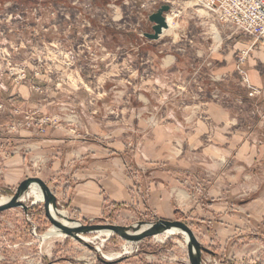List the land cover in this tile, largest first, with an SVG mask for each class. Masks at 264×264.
I'll return each mask as SVG.
<instances>
[{
  "label": "rangeland",
  "instance_id": "1",
  "mask_svg": "<svg viewBox=\"0 0 264 264\" xmlns=\"http://www.w3.org/2000/svg\"><path fill=\"white\" fill-rule=\"evenodd\" d=\"M161 5L170 8L166 16L172 29L150 41L142 35L152 32L148 16ZM161 5L152 0H0V138L36 143L48 128L76 138L90 117L98 130L93 141L110 145L127 135L123 153L131 154L156 125L176 119L193 126L192 118L206 119L202 108L220 106L248 138L258 129L264 139V41L218 23L197 0ZM167 60L174 65L159 69ZM251 72L261 77L262 88L252 85ZM43 144L31 149L22 144L21 150L30 149L26 176L15 185L3 183L0 167V197H11L21 182L35 177L56 197V209L82 225L112 224L128 232L137 222L157 220L121 213L80 222L68 210L62 188L65 171L81 165L53 169L52 154L62 156L64 148L51 151ZM13 146L3 150L5 157L17 153ZM205 198L201 193L195 202ZM51 226L41 202L0 212V264H103L94 249L70 236L43 241ZM193 234L213 250L202 232ZM83 236L92 240L94 234ZM100 239L87 245L95 248ZM132 243L131 254L109 264H189L180 234ZM128 246L114 234L102 251L122 255ZM201 264H264V249L244 250L241 257L204 253Z\"/></svg>",
  "mask_w": 264,
  "mask_h": 264
},
{
  "label": "crops",
  "instance_id": "2",
  "mask_svg": "<svg viewBox=\"0 0 264 264\" xmlns=\"http://www.w3.org/2000/svg\"><path fill=\"white\" fill-rule=\"evenodd\" d=\"M172 65L174 61L167 60L159 69L167 71ZM251 82L262 88L258 74L251 72ZM261 99L264 105V95ZM202 112L206 119L192 118L193 126L190 120L176 119L148 132L144 126L147 134L131 154L123 153L127 135L110 145L93 141L98 130L90 117L87 124H80L76 138L60 128H48L36 143L27 137H1L3 183L13 186L26 176V153L32 144L44 143L58 152L63 147L62 156L52 154V168L81 165L65 171L68 178L62 188L68 210L80 222L121 213L183 220L189 227L187 222L192 223L194 232H202L213 248L211 256L241 257L244 250L264 249V139L258 129L248 138L225 108L204 107ZM12 142L17 153L5 157L3 150ZM23 143L30 149L21 150ZM201 193L205 201L195 202Z\"/></svg>",
  "mask_w": 264,
  "mask_h": 264
},
{
  "label": "water",
  "instance_id": "3",
  "mask_svg": "<svg viewBox=\"0 0 264 264\" xmlns=\"http://www.w3.org/2000/svg\"><path fill=\"white\" fill-rule=\"evenodd\" d=\"M169 6L168 5H161L159 8L156 10V12L150 14L148 16V21L151 24V33H143V37L150 40V41H157L162 33L163 30L168 29V24L166 20V14L169 12ZM32 184H37L39 185L43 191L46 194V199L43 202V207H44V212L46 218L50 221V223L57 228L61 229L63 232H65L68 236L79 240L78 234H86L92 231H97V230H111L113 231L116 235H120L123 238L130 239L131 241L134 242H139L142 241L143 239L150 238L158 233H160L164 229H168L171 227H175L179 229L180 231L185 232V234L188 237V241L186 244V255L188 259L189 264H201L202 261V255L204 253L210 254V251L204 247H202L199 242L197 241L196 237L193 234V231L191 228L185 224L182 221H170V220H164V219H158L155 222L152 223H146V222H137L135 226L133 225L131 228L132 230L143 226V225H148L149 227L147 230L142 232L141 234H137L134 236H128L125 231V228L117 226V225H112V224H85L82 225L80 223V226L76 229H70L66 226H63L57 222H54L49 214V206L52 205L53 208L56 209V197L54 194L50 191L49 187L39 178H27L21 184L17 187L15 193L11 196V200L3 205H0V212H3L5 210H9L12 208H19L20 205L17 200L19 197V193L23 190L31 186ZM25 209V207L23 208ZM86 247H88L91 250H95V248L89 246L86 244ZM97 260L103 264H109L110 261L104 260L101 256L97 257Z\"/></svg>",
  "mask_w": 264,
  "mask_h": 264
},
{
  "label": "bare ground",
  "instance_id": "4",
  "mask_svg": "<svg viewBox=\"0 0 264 264\" xmlns=\"http://www.w3.org/2000/svg\"><path fill=\"white\" fill-rule=\"evenodd\" d=\"M169 17L170 16H166L168 29L163 30L162 35L166 34L167 32L171 31V29H172V19L169 18ZM45 199H46V194L43 191V189L37 184H32L31 186H29L26 189H23L19 193V197H18L17 202L20 205H22V207L20 206L19 208L23 209L24 207L27 208L28 205H34V203H39V202L43 203ZM10 200H11V197H8V196L7 197H0V205L8 203ZM49 214H50L51 219L54 222H57V223H59V224H61L63 226H66V227L70 228V229H76V228H78L80 226L79 222L71 221L67 217L65 211H61V210L55 209V208H53L52 205L49 206ZM148 227H149L148 225H143V226H140V227H138V228H136L134 230H129L126 234L128 236L129 235L130 236H134V235H137V234H141L142 232L147 230ZM89 233H93L94 234V236H93L94 240H99L101 238L100 239V245L95 247V252L97 254H99L104 260L112 262L113 260H116V259L122 257L123 255L125 256V255H129V254L132 253L131 244H133L132 242H134V241H131L130 239H127V238H123L120 235H118V236L120 238L125 239L126 240V244H129L127 249H124L123 254L122 255L121 254L110 255V254H107V253H103L102 249L104 248V244L115 233L113 231H111V230H106V229L92 231V232H89ZM172 234H180L184 238V242L185 243L189 242L188 241V237L185 234V232L180 231L179 229H177L175 227L164 229L160 233L152 236V238H154L156 236L172 235ZM77 236H78V238H79V240H80V242L82 244L86 245V244H91L92 243L93 239L91 240V239H89V238H87V237H85V236H83L81 234H78ZM67 237H68V235L65 232H63L61 229L57 228L56 226L52 225L49 228V230L44 234V236H42V240L43 241L60 240V239H65Z\"/></svg>",
  "mask_w": 264,
  "mask_h": 264
},
{
  "label": "built area",
  "instance_id": "5",
  "mask_svg": "<svg viewBox=\"0 0 264 264\" xmlns=\"http://www.w3.org/2000/svg\"><path fill=\"white\" fill-rule=\"evenodd\" d=\"M154 5L173 0H152ZM210 10L218 23L264 41V0H197Z\"/></svg>",
  "mask_w": 264,
  "mask_h": 264
},
{
  "label": "trees",
  "instance_id": "6",
  "mask_svg": "<svg viewBox=\"0 0 264 264\" xmlns=\"http://www.w3.org/2000/svg\"><path fill=\"white\" fill-rule=\"evenodd\" d=\"M74 213V212H73ZM75 216V215H74ZM76 217V216H75Z\"/></svg>",
  "mask_w": 264,
  "mask_h": 264
}]
</instances>
